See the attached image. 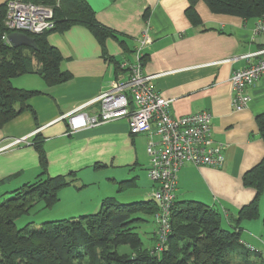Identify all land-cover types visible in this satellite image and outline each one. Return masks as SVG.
<instances>
[{"label": "crops", "instance_id": "crops-1", "mask_svg": "<svg viewBox=\"0 0 264 264\" xmlns=\"http://www.w3.org/2000/svg\"><path fill=\"white\" fill-rule=\"evenodd\" d=\"M7 1L0 0V5ZM83 1L115 37L101 43L81 26L49 32L46 41L62 56L60 68L70 75L68 81L48 86L34 74L12 79L14 87L39 94L25 102V112L0 129V149L14 139H26L0 152V197L35 182L41 173L34 148L39 141L47 159V176H70L71 183L58 191L57 202L43 210L36 225L93 215L106 198L119 203L121 192L131 183L140 198L152 199L153 186L146 176L147 134L130 136L124 119L70 132L67 119H62L108 90L113 81L125 80L120 64L135 62V49L145 31L150 40L141 49L142 73L157 76L149 85L171 101L172 116L209 112L212 143L223 149L221 166L179 169L175 201H197L216 208L228 226L238 210L255 198L254 190L242 183L244 174L264 160V143L255 122L264 113V76L246 90L250 101L239 111L231 107L229 86L232 72L247 64L239 57L264 48V34H254L257 19L214 14L202 0L193 4L190 0ZM189 12L198 18V25L191 24ZM227 59L232 61L224 62ZM99 108L94 104L83 112L92 117ZM151 138L157 140L154 135ZM141 176L148 182L145 187L139 183ZM125 181L128 185L120 186ZM263 201L264 191L259 218L244 221L240 235L243 244L260 250ZM47 211L63 217L55 219L44 214ZM153 234V245L145 246L148 249L155 244Z\"/></svg>", "mask_w": 264, "mask_h": 264}, {"label": "trees", "instance_id": "trees-1", "mask_svg": "<svg viewBox=\"0 0 264 264\" xmlns=\"http://www.w3.org/2000/svg\"><path fill=\"white\" fill-rule=\"evenodd\" d=\"M22 1L51 7L54 28L47 33L30 35L36 51L25 46L13 48L2 39L6 33L7 9L6 3L0 5V129L25 112L28 109L25 102L39 94L14 87L13 78L24 74L39 75L48 86L62 84L70 78L60 68L62 56L46 41L49 32L81 26L89 29L101 43L115 37L96 21L92 9L83 0ZM202 1L208 10L221 16L247 20L264 15V0ZM190 13L191 24L198 25V18ZM255 122L264 143V113L257 115ZM34 148L41 169L35 182L0 197V264H264V255L252 254L241 244L240 236L241 224L255 221L260 215L258 205L264 191V160L244 174L242 183L254 190L255 198L238 210L228 226L223 227V214L216 208L197 201L174 200L170 209V233L162 252L155 254L153 248L143 246L136 231L137 225L144 222L141 216L153 217L157 210L152 200L120 204L113 198H106L93 215L45 221L39 225L30 222L17 229L15 222L19 217L28 216L37 207L52 208L58 200V191L71 183L70 176L48 177L47 159L39 141L34 143ZM128 183L120 182V186ZM124 245L131 254L116 253L115 249Z\"/></svg>", "mask_w": 264, "mask_h": 264}, {"label": "built area", "instance_id": "built-area-1", "mask_svg": "<svg viewBox=\"0 0 264 264\" xmlns=\"http://www.w3.org/2000/svg\"><path fill=\"white\" fill-rule=\"evenodd\" d=\"M6 9V33L2 37L6 43L11 32L30 36L47 33L54 28L53 10L47 5L8 0ZM256 22L254 34L261 36L264 34V15ZM139 39V45L135 49V62L120 64V69L126 71L125 80L113 81L108 90L75 111L63 115L62 119H67L70 132L124 119L130 136L148 135L145 152L149 166L146 176L153 186L152 201L157 205L153 215L156 227L153 252L159 254L171 230L170 209L175 203L179 169L185 165L213 168L221 166L224 162L223 149L212 143L209 112L201 111L188 116H172L169 113L171 101L162 98L149 85L150 80L157 76L142 73L141 49L150 40L147 32H142ZM263 55L264 48L239 57L247 64L244 68L233 71L229 79L233 110L239 111L248 104L250 98L247 97L246 90L264 76ZM230 61L232 60H224ZM94 104L100 105L99 111L95 116L87 117L83 110ZM153 135L157 140L151 138ZM25 141L26 139H14L0 151ZM241 244L251 252H264V239L261 241L263 250L242 242Z\"/></svg>", "mask_w": 264, "mask_h": 264}, {"label": "rangeland", "instance_id": "rangeland-1", "mask_svg": "<svg viewBox=\"0 0 264 264\" xmlns=\"http://www.w3.org/2000/svg\"><path fill=\"white\" fill-rule=\"evenodd\" d=\"M5 146H7V145H5ZM5 146H3V147H5ZM7 149H9V148L3 149L2 151L7 150ZM2 151H0V152H2ZM139 183H141L143 187L148 185L147 180L143 176H141ZM131 185H132V183H131ZM131 185L129 186V188H126L124 191L121 192V196L119 197V200H120L119 203L121 202V204H130V203H135V202L152 200V199L147 198V197L140 198L139 190H137L136 187H133ZM43 210H45V209H40V207H37V210L31 212L28 216L19 217L18 220L15 222L16 228L17 229L22 228L24 225H26L30 222H32V224L34 222V224H35L36 218H39L43 214ZM261 210H264V201L262 202ZM49 213H50V211H47V213H44V214H48L49 216L52 215V217L55 219H57V217L58 218L63 217V216H58L55 213L52 214V212H51V214H49ZM141 218H144V222L143 223L141 222L137 225V226H139V228H137L136 231L138 232V235L140 237V240L143 243V246L151 247L153 245V240L151 239L152 234H153L154 229L156 230L154 222H153V217L148 216V215L147 216L143 215V216H141ZM262 220H263V218H261V221ZM223 227H225V224H223ZM154 237H155V235H154ZM115 251L118 254H131L130 249L125 245L119 246L117 249H115ZM252 254H254V253L252 252Z\"/></svg>", "mask_w": 264, "mask_h": 264}, {"label": "water", "instance_id": "water-1", "mask_svg": "<svg viewBox=\"0 0 264 264\" xmlns=\"http://www.w3.org/2000/svg\"><path fill=\"white\" fill-rule=\"evenodd\" d=\"M7 43L13 48L25 46L35 51L37 49L36 44H34V38L24 33L11 32L7 36Z\"/></svg>", "mask_w": 264, "mask_h": 264}]
</instances>
